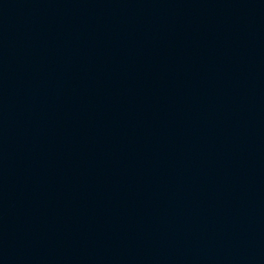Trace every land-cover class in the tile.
I'll list each match as a JSON object with an SVG mask.
<instances>
[{
	"label": "water",
	"instance_id": "obj_1",
	"mask_svg": "<svg viewBox=\"0 0 264 264\" xmlns=\"http://www.w3.org/2000/svg\"><path fill=\"white\" fill-rule=\"evenodd\" d=\"M0 264H264V0H0Z\"/></svg>",
	"mask_w": 264,
	"mask_h": 264
}]
</instances>
